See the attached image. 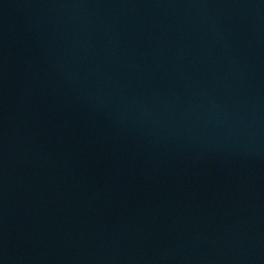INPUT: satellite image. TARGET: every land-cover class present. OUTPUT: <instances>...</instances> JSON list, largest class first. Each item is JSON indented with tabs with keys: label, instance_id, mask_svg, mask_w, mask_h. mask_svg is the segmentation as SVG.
I'll return each mask as SVG.
<instances>
[{
	"label": "water",
	"instance_id": "obj_1",
	"mask_svg": "<svg viewBox=\"0 0 264 264\" xmlns=\"http://www.w3.org/2000/svg\"><path fill=\"white\" fill-rule=\"evenodd\" d=\"M0 264H264V0H0Z\"/></svg>",
	"mask_w": 264,
	"mask_h": 264
}]
</instances>
